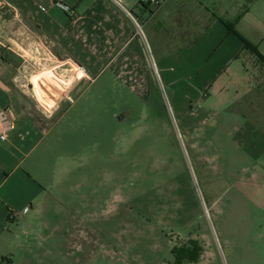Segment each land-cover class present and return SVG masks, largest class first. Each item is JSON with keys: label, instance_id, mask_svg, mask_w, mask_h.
Segmentation results:
<instances>
[{"label": "rangeland", "instance_id": "obj_1", "mask_svg": "<svg viewBox=\"0 0 264 264\" xmlns=\"http://www.w3.org/2000/svg\"><path fill=\"white\" fill-rule=\"evenodd\" d=\"M22 30L0 49L13 111L23 98L47 112L60 104L29 157L54 186L29 264H176L175 248L178 264H264V156H253L264 146H249L264 143V64L246 53L240 83L220 94L196 72L170 86L157 66L145 93L114 65L89 81L74 64L54 73L66 57ZM46 71L71 79L49 85L52 104L39 99Z\"/></svg>", "mask_w": 264, "mask_h": 264}, {"label": "crops", "instance_id": "obj_2", "mask_svg": "<svg viewBox=\"0 0 264 264\" xmlns=\"http://www.w3.org/2000/svg\"><path fill=\"white\" fill-rule=\"evenodd\" d=\"M58 1L70 6L72 12L56 7ZM140 1L121 0L126 13L109 0H0V49L13 37L22 39L14 36V24L21 30L31 25L38 40L47 41L53 53L66 57L64 64L50 69L53 72L60 66H68L67 71L73 72L69 65L74 64L81 71L79 76L89 81V70L101 72L114 65L121 77L137 81L135 85L144 92L149 91L152 70L146 46L156 58L155 69L158 66L167 84L176 86L196 72L203 88L217 86L218 94L225 88L236 89L246 53L253 55L243 49L242 40L264 58V0H163L158 7ZM136 22L142 26V36ZM227 23L236 34L227 33ZM48 52L51 54V50ZM177 68L182 73L169 74ZM45 73L39 76L46 83L39 99L49 104L53 100L49 97L46 102L45 91L51 84L43 78ZM56 76L62 87L71 85L67 75ZM62 87L53 90L59 92ZM235 93L234 102L238 99ZM70 96L65 95L64 100ZM13 99L11 89L0 88V107L13 108ZM23 102L26 108L15 112L14 130L8 141L0 142V264H29L31 248H38L35 242H40L43 225L34 216L44 214L45 199L54 187L52 183L44 185L36 175L39 165L29 157L38 148L37 139L47 130L60 104L47 112L24 98ZM248 125L247 140L253 123L249 121ZM259 145L264 143L249 144L251 152ZM253 156H264V149Z\"/></svg>", "mask_w": 264, "mask_h": 264}, {"label": "built area", "instance_id": "obj_3", "mask_svg": "<svg viewBox=\"0 0 264 264\" xmlns=\"http://www.w3.org/2000/svg\"><path fill=\"white\" fill-rule=\"evenodd\" d=\"M116 8H118L121 11H124L128 13V11L125 9L123 3L121 0H109ZM163 0H141L140 3L145 6L149 7H158ZM56 7L64 11L65 13H71L72 10L70 6L67 4L62 3L61 1H58L55 3ZM136 28L138 34L142 36V26L141 24L136 22ZM146 49L148 47L146 46ZM152 68L155 73H157V70L155 69V64L152 63ZM15 125V112L10 107H0V142H7L10 133L14 130Z\"/></svg>", "mask_w": 264, "mask_h": 264}, {"label": "trees", "instance_id": "obj_4", "mask_svg": "<svg viewBox=\"0 0 264 264\" xmlns=\"http://www.w3.org/2000/svg\"><path fill=\"white\" fill-rule=\"evenodd\" d=\"M226 28H227V33L228 34H236L234 29H233V26L231 24H225ZM243 41V49L244 50H247V51H250L256 58L258 61H260L262 64H264V58H262L257 52L255 49H253L247 42H245L244 40ZM194 244V242H193ZM171 255H173V257L175 258V262L176 264L178 263H181L182 261V252H180L179 249H173L170 251ZM181 258V259H180Z\"/></svg>", "mask_w": 264, "mask_h": 264}, {"label": "bare ground", "instance_id": "obj_5", "mask_svg": "<svg viewBox=\"0 0 264 264\" xmlns=\"http://www.w3.org/2000/svg\"><path fill=\"white\" fill-rule=\"evenodd\" d=\"M42 78V77H41ZM43 78H45V79H47L48 81H50V84L55 88V89H60L62 86H61V84L62 83H60L61 81H60V79L56 76V75H54V74H51V73H46V74H44V76H43ZM47 82V81H46ZM44 85V83H43V80L42 79H40V80H38V86H39V89H41L42 88V86ZM44 86H46V85H44ZM44 89V88H43ZM41 91V90H40ZM42 92V91H41ZM44 94V93H43ZM48 100H49V97H48ZM50 104H52L51 102H50Z\"/></svg>", "mask_w": 264, "mask_h": 264}, {"label": "water", "instance_id": "obj_6", "mask_svg": "<svg viewBox=\"0 0 264 264\" xmlns=\"http://www.w3.org/2000/svg\"><path fill=\"white\" fill-rule=\"evenodd\" d=\"M0 88L4 90H9V88L0 80Z\"/></svg>", "mask_w": 264, "mask_h": 264}]
</instances>
